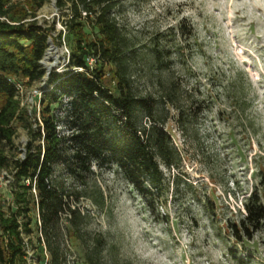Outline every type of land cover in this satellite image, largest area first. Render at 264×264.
Masks as SVG:
<instances>
[{
	"label": "rangeland",
	"instance_id": "1",
	"mask_svg": "<svg viewBox=\"0 0 264 264\" xmlns=\"http://www.w3.org/2000/svg\"><path fill=\"white\" fill-rule=\"evenodd\" d=\"M9 5L7 21L35 18L55 31L48 38L52 58L40 60L44 76L16 82L20 116L11 123L12 143H0L6 157L0 168L4 207H13V163L29 140L23 121L34 127L39 120L48 75L64 69L71 47L62 23L68 10H58L55 0L40 7L33 0ZM113 14L131 49L132 90L156 99L155 115L177 155L171 166L161 165L165 184L151 200L115 166L93 167L82 180L58 167L56 179L78 212L82 235L68 236L65 211L67 264H87L84 254L94 246L101 249L102 264H264V221L254 230L240 224L251 192L264 205V0H115ZM84 30L94 37L88 26ZM155 49L160 62L153 58ZM88 61L94 66V59ZM103 71L104 85L113 89L114 66L105 63ZM35 235L34 230L26 264H41L31 247Z\"/></svg>",
	"mask_w": 264,
	"mask_h": 264
},
{
	"label": "trees",
	"instance_id": "2",
	"mask_svg": "<svg viewBox=\"0 0 264 264\" xmlns=\"http://www.w3.org/2000/svg\"><path fill=\"white\" fill-rule=\"evenodd\" d=\"M40 7L45 0H33ZM0 0V16L12 6ZM58 10L66 8L62 21L71 41L62 71H50L48 88L39 98L40 118L34 127L23 121L29 133L24 156L13 163L12 204L4 207L0 198V264H26L27 244L41 264H67L62 214H69L68 236L81 240L78 212L66 201V191L56 179L64 174L82 180L99 169L115 166L122 177L144 199L160 197L165 184L161 165H172L177 155L169 136L156 117L157 101L136 95L128 74L131 49L113 14L115 0H55ZM32 18L34 12L29 13ZM11 17V16H10ZM12 18V17H11ZM0 19V143H12V121L19 118L15 99L16 82H33L44 76L40 63L54 25L37 20ZM88 26L94 37H87ZM61 42V31L58 33ZM94 59L90 66L88 59ZM153 58L161 61V52ZM114 66L113 89L103 83V64ZM146 117L148 121H143ZM6 157L0 149V168ZM1 195V193H0ZM241 226L257 229L264 221V205L256 192L245 200ZM33 213V215H32ZM233 232L237 229L231 225ZM29 236V240H25ZM100 244V241L97 242ZM101 249L94 246L84 254L87 264H102Z\"/></svg>",
	"mask_w": 264,
	"mask_h": 264
},
{
	"label": "bare ground",
	"instance_id": "3",
	"mask_svg": "<svg viewBox=\"0 0 264 264\" xmlns=\"http://www.w3.org/2000/svg\"><path fill=\"white\" fill-rule=\"evenodd\" d=\"M54 51V48L52 47L51 43L49 42V47L46 49L45 53H44V60L48 61L49 59L52 58V52ZM50 65H52V63H46L47 68L50 67Z\"/></svg>",
	"mask_w": 264,
	"mask_h": 264
},
{
	"label": "built area",
	"instance_id": "4",
	"mask_svg": "<svg viewBox=\"0 0 264 264\" xmlns=\"http://www.w3.org/2000/svg\"><path fill=\"white\" fill-rule=\"evenodd\" d=\"M0 19H1V20H6V21H7V19H6L4 16H0ZM90 60H93V59L90 58ZM42 264H48V262H47V254H46V252H45V260H44V262H43Z\"/></svg>",
	"mask_w": 264,
	"mask_h": 264
},
{
	"label": "water",
	"instance_id": "5",
	"mask_svg": "<svg viewBox=\"0 0 264 264\" xmlns=\"http://www.w3.org/2000/svg\"><path fill=\"white\" fill-rule=\"evenodd\" d=\"M47 43H49V39L47 40ZM48 73V72H47Z\"/></svg>",
	"mask_w": 264,
	"mask_h": 264
}]
</instances>
